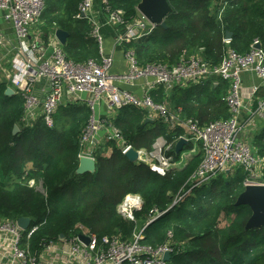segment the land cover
<instances>
[{
    "label": "trees",
    "instance_id": "16d2710c",
    "mask_svg": "<svg viewBox=\"0 0 264 264\" xmlns=\"http://www.w3.org/2000/svg\"><path fill=\"white\" fill-rule=\"evenodd\" d=\"M44 1L41 20L68 33L64 47L67 56L74 62L97 58L89 26L74 18L81 0ZM214 1L167 0L170 12L165 18L166 28L158 26L148 37L130 44L139 63L172 64L183 52L202 49L205 61L218 64L225 50L224 32L231 33L230 47L236 52L245 53L255 38L261 39L264 50V0H222L225 9L221 20H217ZM140 2L109 0V5L112 10H121L125 20L130 21ZM95 3L99 7V1ZM103 34L106 38L113 36L107 28ZM5 85L0 83V220L29 218L31 227L36 228L29 240L31 251L39 252L41 243L61 236H75L77 226L98 237L119 233L129 237L134 224L123 220L117 208L126 195L132 194L140 196L144 203L142 211L135 215L138 221H143L153 208L166 212L145 228L142 243L158 246L172 231L175 252L169 264H264V228L246 229L252 212L248 206L235 205L244 191L242 171L194 189L171 208L174 197L199 165L200 151L191 155L184 167L160 177L144 164L129 162L113 143H107L112 155L105 158L98 154L95 172L78 175V137L89 110L76 104L62 106L53 128L45 127L41 120L32 128L23 127L22 99L16 95L6 97ZM223 89V84L215 87L206 83L174 90L171 108L180 109L184 118L197 119L201 124L226 118L224 102L216 100ZM112 124L137 150L150 151L159 137L173 144L182 133L180 129H168L162 122L146 123L145 114L132 107L121 109ZM15 126L19 132L14 136ZM191 148L188 145L184 150ZM253 148L264 156V133ZM168 154L174 155V151ZM30 180L41 182L43 192L29 188ZM221 213L227 220L223 228L218 221Z\"/></svg>",
    "mask_w": 264,
    "mask_h": 264
},
{
    "label": "built area",
    "instance_id": "2783aa9c",
    "mask_svg": "<svg viewBox=\"0 0 264 264\" xmlns=\"http://www.w3.org/2000/svg\"><path fill=\"white\" fill-rule=\"evenodd\" d=\"M98 1L99 7L95 0H81L74 16L89 26L98 57L74 62L56 39L57 29L44 31L39 27L44 0H0V21L10 26L18 42V46L14 45L0 31V82L5 81L6 88L22 99L23 127L32 128L41 120L51 129L60 107L85 106L90 115L78 137V163L82 158L96 163L98 154L109 158L112 148L106 144L113 143L123 156L135 151L134 163L146 165L160 177L184 167L191 155L200 151L199 165L169 208L182 202L194 189L238 170L244 174V189L264 187V157L257 155L246 142L247 127L253 118L264 119V101L258 103L247 124L240 120L245 100L251 101L255 94V90L246 95L242 92V75L252 74L264 82V50L259 40L254 39L245 53H239L230 47V39L224 37L225 50L218 64L205 61L202 49L194 54L183 52L172 64L163 61L140 64L130 44L151 35L158 25L151 23L137 8L136 16L126 21L121 10L111 9L109 0ZM106 28L113 32L110 37L113 54L105 51L103 30ZM117 50H122V60L116 57ZM215 80L227 86L223 98L226 118L201 124L197 119L184 118L180 109L171 108L174 90L215 84ZM136 86L140 90L133 92ZM125 107L143 112L145 121L151 120L149 123L162 122L168 129H180L182 133L173 144L159 137L150 151L134 149L112 124ZM102 109L106 114L101 113ZM180 139L192 148L188 151L183 148L177 156L169 155ZM27 185L43 192L41 182L30 180ZM143 205L140 196L129 194L118 206L119 216L134 224L127 238L120 233L98 237L77 226L78 234L41 243L39 252L29 247L36 228L30 225L23 230L17 220L1 219L0 264H169L164 256L169 254L171 259L175 252L172 231L166 233L165 241L158 246L142 243L145 228L166 212L151 209L140 227L135 215ZM80 236H85L88 243L82 242Z\"/></svg>",
    "mask_w": 264,
    "mask_h": 264
},
{
    "label": "water",
    "instance_id": "95a60500",
    "mask_svg": "<svg viewBox=\"0 0 264 264\" xmlns=\"http://www.w3.org/2000/svg\"><path fill=\"white\" fill-rule=\"evenodd\" d=\"M137 9L151 22L162 28H166L165 18L170 12L167 0H141ZM56 39L60 45L65 46L68 39V33L57 29L55 32ZM226 39H230L231 34H226ZM4 95L6 97L14 96L13 91L10 88H6ZM146 123L151 122V120H146ZM19 132V128L15 126L13 128L12 134L15 136ZM188 143L180 139L174 147L175 155H178L184 146ZM125 157L131 163H134L137 158V153L133 150L129 151ZM96 163L92 159L82 158L79 160L78 168L76 173L78 175L92 174L95 172ZM236 206L245 205L248 206L252 212L250 219L246 224V229L264 228V187H248L239 195L235 203ZM18 226L26 230L31 225V220L29 218H19L17 220ZM79 239L88 243V239L85 236H80ZM165 261H170V255L166 254L164 256Z\"/></svg>",
    "mask_w": 264,
    "mask_h": 264
},
{
    "label": "crops",
    "instance_id": "0c3cea01",
    "mask_svg": "<svg viewBox=\"0 0 264 264\" xmlns=\"http://www.w3.org/2000/svg\"><path fill=\"white\" fill-rule=\"evenodd\" d=\"M0 31L2 32V34L6 36V38L12 40L14 45L18 46V42L15 39L14 33L11 30L9 25L0 21ZM105 51L108 54L109 53L113 54V42L110 39V37L106 38ZM116 56L118 57V60H122L123 59L122 50L121 51L117 50ZM215 81H216L214 82L215 84L211 83V85L215 87L218 86L219 84L224 85V89L221 90V93H220L221 94L220 98H221V101L223 102V98L226 95L227 86L225 83H222V82H219V84H217L218 80H215ZM139 90H140L139 86H136L135 88L132 89L133 92H138ZM252 90H255L254 97L251 101L245 100V110L242 112L240 116V120L242 124H247V121L251 118V113L257 109L258 103L261 101H264V82H262L260 79H258L256 76L252 74H243L242 75V92L246 95V94H249ZM101 113L106 114L105 109H102ZM248 129H249V134H247L246 136V142L253 148V145L255 144L256 139L260 136V134L264 133V119L253 118L252 124L249 127H247V130ZM186 147L187 146H184L183 148H186ZM253 150L257 154V150L255 148H253Z\"/></svg>",
    "mask_w": 264,
    "mask_h": 264
},
{
    "label": "rangeland",
    "instance_id": "374dc122",
    "mask_svg": "<svg viewBox=\"0 0 264 264\" xmlns=\"http://www.w3.org/2000/svg\"><path fill=\"white\" fill-rule=\"evenodd\" d=\"M221 2H222V0H216V1H214L213 3H212V6H215V8L217 9V20H221L222 18H223V15H222V13H223V11H224V9H225V5L223 4V6H221ZM255 2H257V1H255ZM60 12H61V15H63L64 14V10H63V6H62V8L60 9ZM215 12H216V10H214L213 11V13L212 14H215ZM42 30H44V31H46L47 29H53L54 27H52V26H49L44 20H41V25L39 26ZM228 32H224V34H225V36H226V34H227ZM231 34V33H230ZM232 36V35H231ZM255 39H258V40H260L261 41V39H259V38H255ZM190 51H192V50H190ZM188 54H193V53H190V52H188ZM117 57V56H116ZM90 58H94L93 56H91ZM118 58V57H117ZM0 83H5L6 85H7V83L5 82V81H1ZM5 85V86H6ZM216 100H218V101H220L221 100V98L220 97H218ZM57 116H60V112L58 111L57 112ZM214 120V119H213ZM212 121V120H211ZM193 148H194V145H193ZM186 153V152H185ZM186 154H189V152H187ZM29 166V165H28ZM27 169H30V167H27ZM143 201V200H142ZM144 204V203H143ZM118 209V208H117ZM143 209V208H142ZM142 209L139 211V213L142 211ZM5 219V218H4ZM218 221H219V227L220 228H223V227H225L226 226V224H227V220H226V217H225V215L223 214V213H221V215L219 216V219H218ZM144 220L143 221H139V226L141 227L143 224H144ZM86 230L87 231H89L87 228H86ZM90 232V231H89ZM90 233H93V234H96V233H94V232H90Z\"/></svg>",
    "mask_w": 264,
    "mask_h": 264
}]
</instances>
